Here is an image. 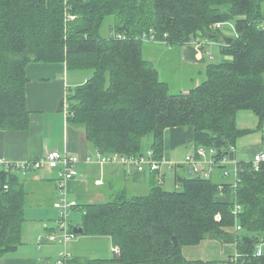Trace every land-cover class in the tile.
I'll list each match as a JSON object with an SVG mask.
<instances>
[{"label":"trees","instance_id":"16d2710c","mask_svg":"<svg viewBox=\"0 0 264 264\" xmlns=\"http://www.w3.org/2000/svg\"><path fill=\"white\" fill-rule=\"evenodd\" d=\"M220 22L233 23L236 34L214 29ZM198 32V46L206 37L231 59L209 63L205 78L188 92H173L145 57L144 44L153 39L178 48L194 44ZM31 62H65L70 70L91 72L68 95V119L85 128L95 150L142 155L152 134L151 150L164 162L166 131L192 127L193 146L234 158L232 147L250 131L237 125L238 113L252 111L259 126L264 122V0H0V129L29 126ZM240 166L235 180L192 172L171 190L163 186L165 172L145 195L86 205L84 233L110 236L118 264H221L220 258H186L184 247L208 239L235 243L245 264H264V254H253L264 241V170L250 161ZM230 193L242 206L238 216L235 202L218 200ZM26 195L18 173L1 167L0 258L23 242Z\"/></svg>","mask_w":264,"mask_h":264},{"label":"crops","instance_id":"0c3cea01","mask_svg":"<svg viewBox=\"0 0 264 264\" xmlns=\"http://www.w3.org/2000/svg\"><path fill=\"white\" fill-rule=\"evenodd\" d=\"M221 31L225 35L236 34L234 24L231 22L225 23ZM149 43L145 42V48H148ZM214 45L220 46L217 42L205 40L199 46L188 43L178 48L170 46L163 50V52L175 51L176 57L183 64L197 69L196 73L189 78L192 85L187 87L182 85L180 90L188 92L194 84H199L205 78L207 65L215 59ZM221 55V61L231 59L223 53ZM170 58L173 60L172 57ZM172 70L181 73L177 67ZM26 72L29 78L27 107L30 111V123L26 129L22 130L0 129V159L16 164L44 157L52 150L78 155L80 158L78 174L67 185L70 197L79 204V207L73 210L84 212L86 205L114 201L124 193L129 196L145 195L153 184L161 182V175L165 172L167 174L163 186L167 189L168 180L171 177L173 185L177 187L180 177L189 175L191 172L185 160L186 156L193 153L196 148L192 143L194 136L192 127L171 128L166 131V152L160 172L140 171L117 162H99L95 157L100 151L95 150L88 141L85 128L68 119L62 104L67 87L71 91L73 87L85 82L91 72L73 70L74 73L69 77L70 71L65 62H31L27 65ZM167 82L171 88L177 83L172 78ZM259 122V117L252 111L244 110L238 113L237 125L242 129L250 130L238 139L236 144L235 155L238 161L249 162L256 153L264 152V130L258 132L262 130L258 127ZM152 145L153 136L148 134L144 138L142 151L151 150ZM180 147H184L185 150L174 154ZM89 157L92 159L89 160ZM208 158H210L209 155L205 157L206 161ZM177 164L181 165L174 167ZM48 168L43 171L11 170L17 173L22 172L24 177L20 178V181L27 190L25 219L22 223L23 242L17 250L3 255L0 258V264H46L55 257L57 247L49 245L39 247L36 242L38 234L46 230L44 227L48 228L49 210L59 197L58 171H54V168L50 166ZM213 178L223 180L225 177L222 171L216 170ZM218 200L236 202L237 196L235 193H230L219 196ZM82 220L84 221V218ZM83 221L78 224L72 222L73 228L83 224ZM50 226L54 227L52 224ZM89 237L93 242L116 249L110 236L90 235ZM44 243L50 242L46 239ZM187 247L190 249L188 254L185 251ZM191 249L194 250L191 251ZM236 250L235 243L222 244L217 240L208 239L198 245L184 247V254L188 259L208 258L204 260H210L217 255H226L227 258ZM72 252L74 257L70 259L71 264H96V260H103L100 264H118L114 261L115 251L111 257H103L104 255L95 253L97 252L95 250H84L82 245L79 250Z\"/></svg>","mask_w":264,"mask_h":264},{"label":"built area","instance_id":"2783aa9c","mask_svg":"<svg viewBox=\"0 0 264 264\" xmlns=\"http://www.w3.org/2000/svg\"><path fill=\"white\" fill-rule=\"evenodd\" d=\"M225 23H216L213 25V28L216 30H220L223 28ZM116 37L119 39H126L125 34L115 33ZM206 39V38H205ZM151 40V39H150ZM153 40V39H152ZM207 40V39H206ZM154 41V40H153ZM64 110L66 115L69 116V100L68 95L64 96ZM233 151H236L235 147H232ZM210 156L207 159V164L209 165V170H203L199 167V163H201L202 159L205 157ZM101 163H122L137 170L144 171V170H158L161 168L163 161L156 159L153 150L147 151L145 154L142 155H124V154H105L101 152H97L95 157ZM236 157L231 158L229 156H219L218 151L214 147L206 148L200 146L196 148L194 153L188 154L186 156L185 163L189 165L191 168V172L200 173L206 178H213V172L219 166H227L231 161H233ZM89 160L92 158L89 157ZM206 160V159H205ZM254 166L255 170H264V152H258L254 155L253 159L250 161ZM80 163V158L78 155L71 154L69 152H64L60 150H52L51 152L47 153L44 157L41 158H34L25 160L20 163L14 164L13 162H9L6 160L0 159V166L7 170L12 169H22L27 170L31 168H42L45 166H50L55 169H59L58 171V178L60 181V194L58 199L55 201L54 205L59 210V218L57 221V230L53 228L50 229L51 234L48 236V241H56L57 238H61L57 235L63 234L62 237L65 243L71 239L72 235H75L72 231V225L69 224V214L72 209L77 206V202L75 200H71L69 198V192L67 190L68 182L74 179L78 174V166ZM240 161L237 160L235 166V175L236 178L238 177V172L240 171ZM224 177L230 176L228 172H224ZM6 187H8L6 185ZM242 210L241 204L238 201L235 202L234 206V213L236 216ZM235 230H241V225L236 224ZM62 231V233H61ZM44 240L42 236L38 237V246L40 247L43 244ZM115 252H118V249H115ZM255 256H261L264 254V241L258 244L253 252ZM60 259L56 261L57 264H71L70 258H68L69 254L67 251L60 252ZM228 264H245L244 259L246 255L236 250L233 252L229 257Z\"/></svg>","mask_w":264,"mask_h":264},{"label":"rangeland","instance_id":"374dc122","mask_svg":"<svg viewBox=\"0 0 264 264\" xmlns=\"http://www.w3.org/2000/svg\"><path fill=\"white\" fill-rule=\"evenodd\" d=\"M112 18L109 19V21H107L104 26H103V34L104 35H108L109 34V30H110V24L112 23ZM220 32V31H219ZM221 33V32H220ZM202 37L201 32H198L197 34L194 35L193 37V45L198 46V44H200V40H196L197 37ZM206 37H203L202 39H205ZM207 39V38H206ZM205 39V40H206ZM208 40V39H207ZM146 42H150L148 48H145V44H144V55L147 59L152 60L153 63H155V65L160 69L161 72V77L163 80L166 81H170V78L174 79L177 83L175 84L174 87H172V91L173 92H179L180 91V87L182 85H185L186 87L189 85H192L190 83L189 78H191L197 71L196 68H190L188 67L186 64H183L178 57H176V52L175 51H166L163 52V50H165L167 48V46H164L163 44H161L160 42L157 41H153L152 39L149 40L147 39ZM166 44V43H165ZM168 45V44H167ZM214 52H215V59L213 62H220L222 60V55H221V51H220V47L218 45H214ZM174 60H171V58ZM174 67H177L181 73H177L174 72L172 69ZM70 74H73L74 72H72L73 70H70ZM89 72V71H86ZM75 73H77V71H75ZM66 77H68V75H66ZM76 87V86H75ZM73 87V89L75 88ZM72 89V90H73ZM71 91L69 90V88L67 87V91L66 94L69 95ZM65 94V95H66ZM258 127L262 128V130H259L258 132H263L264 130V122L261 126L258 125ZM185 150L184 147H180L178 149H176V151L174 152V154L180 153V151ZM206 160H202L201 163H199V167L201 169H205V170H209V165L205 163ZM236 162H237V158H235L233 161H231L227 166H223V167H217V170L222 171V174H224V172L226 171V174L229 172L230 176L226 177V179H231V180H235L236 175H235V166H236ZM49 166H45L42 168H39L38 171H43V170H48ZM54 171H59V169L55 168L53 169ZM216 171V169H215ZM214 171V172H215ZM19 172V171H18ZM213 172V173H214ZM167 174V173H166ZM19 178H23L24 176H22V172L18 173ZM174 189L175 186L173 185V182L170 179L168 180V185H167V189ZM177 188V187H176ZM69 198L72 200L73 198L70 197ZM84 212H78L75 210H72L69 214V224L72 225V222L75 224H78L79 222H82L83 220V214ZM49 217L47 218L48 220H50L49 226L44 227L46 230L41 232L40 234H38L36 242H38V237L42 236L44 242H46V239L48 238V236L51 234L50 232V228H51V224L52 227L54 226V229L57 230V221L59 218V210L54 206L51 207V209L49 210ZM62 233V231H61ZM63 234H59L57 236L61 237V238H57L56 241H49L50 243H44L40 246L42 247L43 245H49V246H55L57 247V251H56V255L55 257L51 258L46 264H57L56 261L58 259H60L61 255L60 252L63 251H67V253L69 254L68 258L72 259L74 257V254L72 251H76L79 250V248L83 245V249L84 250H95L97 252V254L99 255H104L103 257H111V255L114 254L115 249H112L110 246H106V245H100L99 243L93 242L91 239H89L90 234L88 233H84V234H78V235H72L71 239L68 240L66 243L62 237ZM99 250V251H98ZM188 247L185 248L186 253L188 254ZM194 249H191V251H193ZM75 253V252H74ZM226 256V255H225ZM223 255H217V256H213L211 259H215V258H220L221 259V264H225V262H223L224 257ZM113 257V256H112ZM204 259H208V258H204ZM202 259V260H204Z\"/></svg>","mask_w":264,"mask_h":264},{"label":"water","instance_id":"95a60500","mask_svg":"<svg viewBox=\"0 0 264 264\" xmlns=\"http://www.w3.org/2000/svg\"><path fill=\"white\" fill-rule=\"evenodd\" d=\"M188 168L190 169V167H188ZM189 175H191V172H189ZM73 231H74L75 235L83 234L84 233V227L82 224L76 225V226H74ZM173 240H174L175 244H178L179 241H178V238L176 236L173 237Z\"/></svg>","mask_w":264,"mask_h":264}]
</instances>
